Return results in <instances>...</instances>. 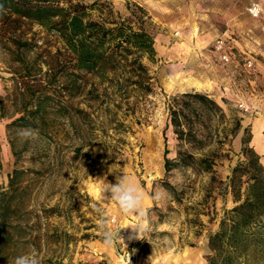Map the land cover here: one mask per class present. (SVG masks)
<instances>
[{"label": "rangeland", "instance_id": "rangeland-1", "mask_svg": "<svg viewBox=\"0 0 264 264\" xmlns=\"http://www.w3.org/2000/svg\"><path fill=\"white\" fill-rule=\"evenodd\" d=\"M109 1L123 17L136 6L143 8L154 38V61L143 58L153 91L132 94L133 108L90 100L86 90L96 79L87 72L76 80L79 89H72L71 77L61 73L66 56L59 52L63 48L55 33L28 23L0 29V190L6 192L0 204L9 202L10 221L18 226L14 242L0 240V264H13L26 254L40 264H129L127 251L130 264H208V233L217 229L223 211L236 204L227 183L231 169L244 160V128H249V145L264 165V20L248 14L250 0ZM220 36L232 52L228 62L219 60L213 47ZM15 40L34 46L17 47ZM33 90L35 96H49L43 102L44 120L37 127H7L28 106L34 107L36 99L29 103ZM186 91L206 94L225 116L204 131L203 153L212 160L209 171L176 167L166 172L165 155L173 158L178 149L167 100ZM64 106L84 109L93 119L74 117L75 130ZM113 112L122 124L118 129L109 125ZM237 121L235 134L223 130ZM25 128L38 130V138L22 141L17 133ZM121 175L142 187L147 225L139 240H128L130 228L120 230L126 249L119 242L104 246L95 211L99 179L114 184ZM165 180L175 193L162 185ZM100 207L112 228L134 220L112 201ZM28 224L33 226L29 237ZM6 250L13 253L10 258ZM247 254L248 264H264V245ZM243 258L239 253L238 259Z\"/></svg>", "mask_w": 264, "mask_h": 264}, {"label": "trees", "instance_id": "trees-1", "mask_svg": "<svg viewBox=\"0 0 264 264\" xmlns=\"http://www.w3.org/2000/svg\"><path fill=\"white\" fill-rule=\"evenodd\" d=\"M148 17L139 6L130 9L129 17H123L113 9L109 0H0V29L11 31L28 23L55 33L63 48L59 52L66 56L61 73L71 77L72 89H79L76 80L83 78L82 72L90 73L96 82H91L92 87L86 90L89 99L98 105L111 103L117 108L123 102L133 108L135 100L130 102L132 94L144 95L153 91L152 76L143 62V58L154 61L156 53L153 35L147 26ZM15 41L17 47L30 50L34 46L27 41ZM35 94L33 90L29 98V103L36 99L34 107L28 106V110L11 120L7 127H37L36 122L44 120L43 102L49 96L42 98ZM167 110L168 124L175 134L178 149L173 158L165 155V171L176 167H197L209 171L212 160L206 152L203 153L204 131L208 126H217L220 118H224L223 108L204 93L186 91L170 96ZM63 111L72 126L74 117L84 121L93 119L81 108L65 107ZM115 115V112L110 113L108 121L110 127L118 129L122 124ZM239 126L237 121L231 128H222L235 134ZM73 127L76 130V126ZM39 132L44 133L41 129ZM250 139L251 133L246 127L241 137L244 160L231 169L227 183L236 204L223 211L217 229L208 233V264H248L245 258L247 251L253 247L260 250L264 245V165L249 145ZM194 150L202 154L196 156ZM166 153L167 150L164 151ZM13 183L11 176L8 187ZM162 185L175 193L168 181H162ZM5 193L0 190V195ZM8 204H0V240L11 244L14 242L13 231L18 226L10 221L12 210ZM30 229L33 226L28 224V237L32 233ZM40 234L38 230L36 237ZM239 253L244 254L243 259H238ZM12 255L10 250H6L7 258Z\"/></svg>", "mask_w": 264, "mask_h": 264}, {"label": "clouds", "instance_id": "clouds-1", "mask_svg": "<svg viewBox=\"0 0 264 264\" xmlns=\"http://www.w3.org/2000/svg\"><path fill=\"white\" fill-rule=\"evenodd\" d=\"M247 12L253 17H259L264 14V0H251ZM17 136L20 137L22 141L34 140L38 138V130L31 128L20 129ZM87 151L88 150H85L84 152ZM76 163L80 162L77 161ZM99 180L102 181V183L98 188L95 211L99 216L97 227L102 243L105 247L110 248L119 242L126 249L127 244L125 243L124 238L119 234L121 229H131V234L128 236L129 241L143 239L144 233L147 231L145 219L146 211L143 208V189L131 176L128 175L116 176V182L114 184L106 183V177ZM154 198H159L158 194H156ZM107 201L114 202L122 215L134 217V220L126 227H110V218L106 216V213L100 207V204ZM132 251L135 252L136 250L133 249ZM127 253L130 264L131 254L128 251ZM13 264H40V261L36 256L26 254L17 256L14 259Z\"/></svg>", "mask_w": 264, "mask_h": 264}, {"label": "built area", "instance_id": "built-area-1", "mask_svg": "<svg viewBox=\"0 0 264 264\" xmlns=\"http://www.w3.org/2000/svg\"><path fill=\"white\" fill-rule=\"evenodd\" d=\"M250 3L248 4L247 8L250 6ZM247 8H246V10H247ZM254 18H261L262 20H264V14L260 15L259 17H254ZM213 47L215 48V50L218 53L217 57L219 58V60H221L222 62H228L231 59L232 52H231L230 48L227 46L226 41L224 38H222V36H220L219 38H217L215 40ZM251 64H252L251 61L247 62V65L249 67L251 66Z\"/></svg>", "mask_w": 264, "mask_h": 264}, {"label": "water", "instance_id": "water-1", "mask_svg": "<svg viewBox=\"0 0 264 264\" xmlns=\"http://www.w3.org/2000/svg\"><path fill=\"white\" fill-rule=\"evenodd\" d=\"M206 250L209 252V247H208V244H207Z\"/></svg>", "mask_w": 264, "mask_h": 264}, {"label": "crops", "instance_id": "crops-1", "mask_svg": "<svg viewBox=\"0 0 264 264\" xmlns=\"http://www.w3.org/2000/svg\"><path fill=\"white\" fill-rule=\"evenodd\" d=\"M250 2H251V0H250ZM250 2H249V3H250Z\"/></svg>", "mask_w": 264, "mask_h": 264}]
</instances>
